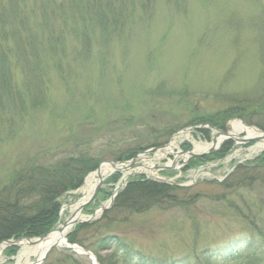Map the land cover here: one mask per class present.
I'll use <instances>...</instances> for the list:
<instances>
[{
  "label": "rangeland",
  "instance_id": "374dc122",
  "mask_svg": "<svg viewBox=\"0 0 264 264\" xmlns=\"http://www.w3.org/2000/svg\"><path fill=\"white\" fill-rule=\"evenodd\" d=\"M10 2L0 0V16ZM16 3L23 9L24 19L23 13H8L12 26L0 20V39L6 45L2 47L6 51L3 60L9 62L12 90L18 92L12 98L0 89V190L30 163L51 164L84 153L98 156L101 165L123 161L119 158L156 144L151 149L157 150L147 155L150 158L122 172L121 177L128 175V183L145 176L188 186L181 195L189 203L134 212L119 207V199L116 204L127 184L108 210L89 221L109 203L121 179L112 183L117 172L110 174L103 181L101 194L82 211L88 217L86 222L74 225L69 233L79 239L75 244L92 252L101 264L128 261L111 245L110 236H118L150 256L189 255L206 264L209 259L202 253L264 231V183L249 180L248 187L225 188L227 181L243 178L238 171L243 172L242 168L247 169V164L264 152L250 154L256 141L236 144L224 139L218 150L208 155L231 141L228 156L197 168H187L191 159L180 154L194 149L195 144H211L217 130L239 120L264 132V0ZM28 39L39 52L35 60L25 58L26 45L32 48ZM230 113L240 116L229 118L226 115ZM226 117L220 127V118ZM198 119L214 123L189 126ZM191 127L195 129L175 137ZM173 141L172 151L165 153ZM184 142L192 148L184 149ZM159 152L163 156L156 157ZM176 159L178 163L173 164ZM166 165L169 168L162 169ZM95 171L86 175L79 188L63 195L59 219L64 206L81 197L86 178ZM67 214L69 211L64 216ZM102 238L109 245L105 250L99 242ZM255 243L260 246L256 251L236 254L239 261L216 264H257L264 243ZM9 247L3 250L0 244V264L16 263L23 249L15 246L11 252ZM31 251L28 249L29 258L23 264H36ZM65 253L73 254L76 264H93L88 256L66 245L56 247L42 264H70L64 261Z\"/></svg>",
  "mask_w": 264,
  "mask_h": 264
},
{
  "label": "trees",
  "instance_id": "16d2710c",
  "mask_svg": "<svg viewBox=\"0 0 264 264\" xmlns=\"http://www.w3.org/2000/svg\"><path fill=\"white\" fill-rule=\"evenodd\" d=\"M16 0L8 4V7L1 10L0 20L3 25L12 26L14 24L13 18L9 16L11 14H22L21 18L24 19L25 13L23 9L18 8ZM12 16V15H11ZM13 22V23H12ZM102 22V21H101ZM102 25V23H100ZM104 25V24H103ZM102 25V26H103ZM3 34V33H1ZM7 35V34H6ZM16 37V36H15ZM19 41V39H18ZM28 43L31 42L28 39ZM4 39H0V89H2L7 95L15 98L18 92L15 90L14 94L12 90L11 76L8 75L9 62L3 60V54L6 51L2 48L5 47ZM25 58L30 60L37 56V48L35 45H26ZM34 47V48H33ZM33 49L34 53L31 51ZM22 51V50H21ZM20 51V52H21ZM30 52H32L31 56ZM39 53V52H38ZM22 63L25 61H21ZM38 69L37 79H41V67L37 63L34 65ZM34 74V67L33 72ZM25 78V77H24ZM1 90V91H2ZM20 97V93H19ZM232 113V112H231ZM228 114L229 118L231 115ZM226 118H220L221 123H218L220 127L225 123ZM198 119L194 120L189 126L201 125L205 123L212 124L213 121ZM156 146L154 144L151 147ZM151 147H143L142 149L147 150ZM184 149H190L191 144L185 142L183 144ZM233 148V142L229 141L222 145L221 149L214 155H207L192 159L189 161L188 167L197 168L201 165L208 163L213 160H223L228 156ZM138 152L132 151L128 156L120 157V160L127 161L132 159ZM101 159L98 156L81 153L77 156H68L60 159L51 164H27L20 170L16 171L11 181L4 185L0 190V242L10 239H19L22 237L36 238L42 237L46 233L54 229L59 221V214L61 209V198L68 191L79 188L86 177V175L99 167ZM247 169L242 168V171H238L240 174H244V177H238L232 181H227L225 188L229 190H239L243 187L249 186V180L254 182L264 183V152L261 153L253 162L247 164ZM236 175V174H235ZM121 173L115 174L110 181L116 183L119 181ZM187 191L186 187L175 186L167 183H161L155 180L147 179L145 176H140L136 180H131L130 183L125 187L124 191L120 193L119 207L132 208L134 212H143L150 209H170L174 205H180L182 203H189L188 199H184L182 195H185ZM102 192V190H101ZM100 192V194H101ZM182 194V195H181ZM213 199L212 201H214ZM145 204L146 206H144ZM90 206V205H89ZM250 220H253L251 218ZM79 227L86 228L87 225L80 224ZM258 234L252 238V236L246 235L243 238L227 242L217 248L215 251L204 252L202 257H206L209 261L206 264H216L222 262L239 261L238 254L240 251H249L252 253L256 251L260 246L255 243H264V231H256ZM112 237V238H111ZM71 243L79 244V239L72 233L68 236ZM106 238H102L99 242L103 243L104 250L109 248V245H105ZM111 245L117 248L124 256L127 257V262L124 264H205L202 262V258L193 259L189 255L180 258H167V257H155L145 254L144 252L133 248L129 243H126L118 236L108 237ZM114 242H117V244ZM15 246L8 248L12 252L15 250ZM69 251L68 249L66 250ZM228 255L229 258L218 259ZM260 261L257 264H264V254H260ZM77 260L73 254L65 253L64 261L70 264H76ZM100 261V260H99ZM102 263V262H101Z\"/></svg>",
  "mask_w": 264,
  "mask_h": 264
},
{
  "label": "bare ground",
  "instance_id": "6f19581e",
  "mask_svg": "<svg viewBox=\"0 0 264 264\" xmlns=\"http://www.w3.org/2000/svg\"><path fill=\"white\" fill-rule=\"evenodd\" d=\"M228 131H229L228 135L231 134L234 137L240 136L242 133H244L246 134L244 136L248 138H258V140H256L257 143L249 149L250 154L264 151V133L257 130L256 128L244 125L240 122L238 123L234 122L229 127ZM215 139H216L215 141L216 143H214L213 141L211 144H208L206 146L201 145V144H195L194 151L199 153V152H204L206 150H209V148L212 145L218 146L219 144L223 143V140L224 139L226 140V137L219 136ZM174 144H175V141L171 142L167 146L165 153L172 151V147L174 146ZM250 154H248L247 156L250 157L251 156ZM155 156L161 157L163 156V153H160V152L156 153ZM145 159H148L147 155H141L139 157L138 162L145 160ZM117 167L123 168V166H120V165ZM144 167H147V166L145 165ZM115 169L116 168L113 167L112 165L104 163L101 165L99 171H95L94 173L90 174L86 178L85 183L80 190L81 197L77 201L72 203L71 205L64 206V209L62 211V218H61V221L58 227L41 240H37V241L33 240V243H29L25 240L21 241L20 245L23 247V249L18 255L17 262L14 264H23L24 261L28 260L29 258L28 249L32 250L31 254L35 256L36 262L38 263L39 261L43 259L47 250L53 245H57V247L66 245L65 236L73 229L74 226L72 225V222H74L75 220L81 221V220H85L88 218L87 216L83 215L82 211H80V207L85 202H87V200H89V198L92 196L95 188L100 182V179L104 181L106 177H108L110 174L115 172ZM123 172L126 173L128 171H125V169H123ZM106 206H108V204ZM66 211H69V214L64 216ZM100 214H101V211H97L95 214L96 215L95 217L99 216ZM29 246H32L33 248Z\"/></svg>",
  "mask_w": 264,
  "mask_h": 264
},
{
  "label": "water",
  "instance_id": "95a60500",
  "mask_svg": "<svg viewBox=\"0 0 264 264\" xmlns=\"http://www.w3.org/2000/svg\"><path fill=\"white\" fill-rule=\"evenodd\" d=\"M240 121V120H239ZM241 123H243L242 121H240ZM244 124V123H243ZM192 129H195V127L193 128V127H191V128H187V129H184V130H182L181 131V133H189V132H191V130ZM229 126H227V124L224 126V129L223 130H217V134H218V136L217 137H219V136H225L226 137V139H232V140H234V141H236V144H248V143H251V142H253V141H256V140H258V138H248V137H246V136H237V137H234L233 135H231V134H229L228 135V133H229ZM258 130V129H257ZM260 131V130H259ZM181 133H178V134H181ZM178 134H176V135H178ZM216 137V138H217ZM214 141V143H216L215 141H216V139H214L213 140ZM167 147V146H166ZM220 147V144L217 146H215V145H212L210 148H209V150H206V151H204V152H195L194 151V149H191V150H189V151H187V152H184V151H180V154L182 153V154H184V153H186V154H188V160H190V159H195V158H199V157H201V156H205V155H208V154H212V153H214V152H216L217 150H218V148ZM154 150H157V149H154V148H152V149H149V150H145V151H143V152H141V153H139L138 155H136L133 159H131V160H129V161H126V162H124V161H122V162H107L106 164H110V165H112L113 167H115L116 169H115V172H113V173H116V172H118V173H122L123 172V169H125V171H129V170H131V169H133L134 167H135V165L138 163V161H139V157L141 156V155H148V154H150L152 151H154ZM148 157V156H147ZM148 158H150V157H148ZM178 163V161H177V159L176 160H174L173 161V164H177ZM102 165V164H101ZM101 165L97 168V170L96 171H99L100 170V167H101ZM123 166V168H120V167H117V166ZM237 166V165H236ZM235 166V167H236ZM167 168H169L168 167V165H166V166H164V167H162V169H167ZM112 173V174H113ZM127 178H128V175H126V176H122V178H121V180H120V182L115 186V189H114V193H113V195H112V197H111V199L109 200V203H108V206H104V207H100L97 211H101V213L102 212H104V211H106V210H108L113 204H114V201H115V199H116V197H117V195H118V193H119V191H120V189L121 188H123V186L124 185H127L128 184V182H127ZM164 182H168V183H172V184H176V185H178L177 183H175V182H173V181H164ZM102 186H103V180H101L100 179V182L98 183V185H97V187L95 188V190H94V192H93V194H92V196L89 198V200H87V202H85L81 207H80V211H83L89 204H91L94 200H95V198H96V196L99 194V192H100V189L102 188ZM96 211V212H97ZM96 212L94 213V214H92L91 216H90V218H89V221L92 219V218H94L96 215ZM61 219V218H60ZM84 222H86V220H81V221H78V220H75L74 222H72V225L74 226V225H76V224H78V223H84ZM53 231V230H52ZM52 231H50V232H48V233H46L43 237H41V238H34V239H32V238H19V239H10V240H5V241H3V242H1L0 244H1V246L3 247V250L5 249V247L6 246H21L20 245V242L21 241H23V240H25V241H27V242H29V243H33V240H35V241H37V240H41V239H43V238H45L48 234H50ZM71 232V231H70ZM69 232V233H70ZM68 233V234H69ZM68 234L65 236V243H66V246L68 247V248H71V249H73L75 252H78L79 254H83V255H86V256H88L92 261H93V264H100V262L97 260V257L92 253V252H90V251H86L85 249H83L82 247H80L79 245H77V244H71V243H68ZM57 247V245H53L52 247H50L48 250H47V252H46V254L44 255V257H43V259L41 260V261H39L38 263L36 262V264H42V262H43V260L55 249ZM3 264H14V263H12V262H8V263H3ZM35 264V263H34Z\"/></svg>",
  "mask_w": 264,
  "mask_h": 264
}]
</instances>
